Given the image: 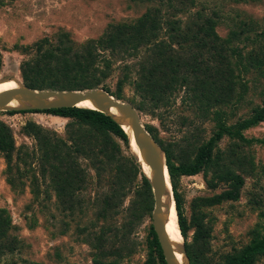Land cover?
<instances>
[{
    "label": "rangeland",
    "instance_id": "rangeland-1",
    "mask_svg": "<svg viewBox=\"0 0 264 264\" xmlns=\"http://www.w3.org/2000/svg\"><path fill=\"white\" fill-rule=\"evenodd\" d=\"M154 5L143 0H0V79L20 80L24 84L21 65L35 56V45L40 41L49 39L56 45L58 37L67 33L72 45L80 46L99 38L111 25L135 24ZM189 7L187 14L178 13L175 19L186 23L193 14L203 11L217 21L216 31L223 39L233 31L244 30L234 46L244 53L264 33V0H191ZM160 9L166 18L174 12L166 4ZM247 37L250 41H246ZM120 66L117 64L116 68ZM120 76L117 69L112 79L106 81L114 92ZM238 81L230 103L214 108L205 118L198 105L185 102L189 97L184 92L169 95L164 101L166 105L146 112L138 109L141 100L132 86L124 88L121 100L137 108L143 124L147 130H153L151 135L163 151L159 141L172 145L176 154L181 153L179 149L189 152L194 159L201 143L213 137L216 125L221 122L237 137L232 139L225 134L218 147L225 151L237 143L241 147L238 152L250 157L248 173L235 168L245 180L237 201L212 204L229 185L212 188L203 173L183 176L178 181L176 193L184 215L189 224L203 221L210 228L212 255L217 262L222 255L241 249L264 234V121L242 127L256 109L264 106V71L253 69ZM73 122L46 113L0 111V128L9 129L15 146L7 149L10 156L0 152V234L6 232L0 236V264H146L148 261L154 202L150 213L136 221L132 207L138 199L141 176L132 180L128 177L132 173V159L138 163L130 146L118 141L121 156L112 162L105 160L100 171L90 160L80 158L89 178L78 198L83 207L79 209L78 204L76 211L63 209L51 177L43 174L38 143L27 134L26 126L33 123L70 143L71 128L67 125ZM239 135L247 138L249 145ZM114 192H121V205L114 215L102 218L103 200ZM193 235L191 230L187 241L182 238V248L190 264L187 245L192 243ZM255 264H264V256Z\"/></svg>",
    "mask_w": 264,
    "mask_h": 264
},
{
    "label": "trees",
    "instance_id": "trees-1",
    "mask_svg": "<svg viewBox=\"0 0 264 264\" xmlns=\"http://www.w3.org/2000/svg\"><path fill=\"white\" fill-rule=\"evenodd\" d=\"M143 1L155 5L135 24L111 25L99 38L80 46L74 47L67 33L58 37L56 45L49 39L38 42L35 56L21 65L24 84L34 90L59 91L102 87L119 100L124 99V88L132 86L141 100L138 109L143 112L159 109L166 105L164 101L169 95L184 92L189 97L185 102L198 105L205 118L214 108L230 103L240 83L238 79L244 73L253 69L264 71V33L259 34L251 50L244 53L234 47L244 30L240 33L233 31L223 39L216 31L217 21L203 11L193 14L186 23L175 19L178 13H188L191 0ZM164 4L174 11L168 18L160 9ZM246 41L250 38L247 37ZM117 64L121 66L116 68ZM1 67L0 59V71ZM117 69L121 76L114 92L106 81L112 79ZM8 113H46L74 120L73 125H67L71 128L70 143L33 123L26 126L27 134L38 143L43 174L48 173L51 177L64 210L76 211L78 204L79 209L83 207L78 198L88 183L89 173L80 164V158L90 160L91 165L100 171L105 160L112 162L121 156L118 141L129 146L128 135L122 127L110 116L95 110L60 108ZM215 117L218 118L217 113ZM263 121L264 106L256 109L242 127L249 128ZM216 128L213 137L201 143L194 159L189 152L179 149L181 153L176 154L172 145L159 141L166 155L181 233L187 241L189 232L194 230L193 241L187 245L191 264H255L264 256V234L249 245L222 255L217 262L212 255V231L203 221L189 224L176 193L180 178L203 173L212 188L219 184L229 185L227 191L212 200V204L239 200L245 180L235 168L240 167L248 173L251 160L247 154L238 152L241 147L237 143L222 151L218 143L224 135L228 134L232 139L237 136L225 123L219 122ZM148 130L153 133L151 128ZM239 138L249 145L247 138L242 135ZM14 147L9 129L0 128V152L10 156L7 149ZM132 165L129 179L141 176L138 199L132 207L137 221L150 213L154 200L152 187L141 166L133 159ZM214 180L218 182L213 183ZM120 198L121 192L105 197L100 212L102 218L117 212ZM151 232V253L146 264H167L153 227Z\"/></svg>",
    "mask_w": 264,
    "mask_h": 264
},
{
    "label": "water",
    "instance_id": "water-1",
    "mask_svg": "<svg viewBox=\"0 0 264 264\" xmlns=\"http://www.w3.org/2000/svg\"><path fill=\"white\" fill-rule=\"evenodd\" d=\"M20 84V89L0 94V111L28 112L60 108H79L82 102H91L98 109L95 111L110 116L124 131L123 126L105 110H116L126 118L127 125L131 128V132L137 139V151L150 168V175H144L149 180L153 191L154 210L152 213V227L158 237L166 263L179 264L174 245L166 231V220L163 214L167 175L170 178L166 155L143 124L141 114L137 108L131 103L117 99L102 88L84 91L34 90L27 87L21 81ZM13 100L19 101L21 106H12L11 102ZM125 133L127 134L126 131ZM181 250L185 255L186 264H190L186 251L182 246Z\"/></svg>",
    "mask_w": 264,
    "mask_h": 264
},
{
    "label": "bare ground",
    "instance_id": "bare-ground-1",
    "mask_svg": "<svg viewBox=\"0 0 264 264\" xmlns=\"http://www.w3.org/2000/svg\"><path fill=\"white\" fill-rule=\"evenodd\" d=\"M21 88L20 81L17 80H3L0 79V94L12 91V90H18ZM12 106L19 107L21 106V103L17 100H13L11 102ZM80 109H89V110H98L93 106L91 102H82L79 105ZM107 113H109L112 117H114L125 129L129 136V146L131 153L135 156L137 161L140 163L141 169H143V173L146 176L150 175V168L145 163L143 158L140 156L139 152L137 151V139L131 132V128L126 123V118L118 111L116 110H105ZM163 214L165 216L166 220V231L167 234L171 240V242L174 245L176 256L179 261V264H186V258L181 250L182 246V233L179 226V219L177 215V210H175V199H174V193H173V187L171 178L167 175L166 178V193L163 203Z\"/></svg>",
    "mask_w": 264,
    "mask_h": 264
}]
</instances>
